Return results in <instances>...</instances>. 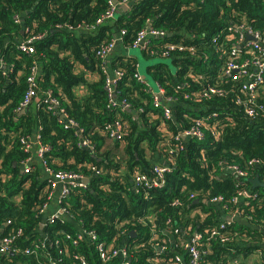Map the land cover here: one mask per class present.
I'll use <instances>...</instances> for the list:
<instances>
[{
    "label": "trees",
    "instance_id": "16d2710c",
    "mask_svg": "<svg viewBox=\"0 0 264 264\" xmlns=\"http://www.w3.org/2000/svg\"><path fill=\"white\" fill-rule=\"evenodd\" d=\"M130 2L128 11L97 25L112 0H0V242L12 238V251L0 255V264H181L178 254L185 252L190 264L183 251L187 240L179 236L196 231L200 264H231L254 250L264 264V190L233 201L253 190L248 178L264 182V82L251 103L241 81L223 75L234 42L225 40L230 27L246 25L264 37V0ZM149 24L164 35L150 37L145 56L165 57L174 46L168 51L173 69L149 64L145 78L129 50ZM31 38L28 53L20 44ZM116 40L119 48L101 59L97 52ZM246 58L252 55L243 48ZM36 65L41 102L23 111L27 77ZM116 71L122 74L112 104L106 84ZM148 76L165 91L159 102ZM48 91L59 100L57 108L43 103ZM247 105L263 110L250 118ZM213 113L218 117L207 119ZM199 119L206 124L204 138L183 139L181 133ZM36 135L49 147L44 159L52 172L90 179L62 196L65 212L53 220L41 213L53 189L40 162L28 173L21 168L33 158L25 143ZM84 139L91 148L81 145ZM159 154L170 163L165 185L137 186L136 173L153 177V168L162 165ZM228 166L244 170L246 178ZM213 198L221 199L226 214L238 212L239 223H223L214 205L193 203Z\"/></svg>",
    "mask_w": 264,
    "mask_h": 264
},
{
    "label": "built area",
    "instance_id": "2783aa9c",
    "mask_svg": "<svg viewBox=\"0 0 264 264\" xmlns=\"http://www.w3.org/2000/svg\"><path fill=\"white\" fill-rule=\"evenodd\" d=\"M130 0H122V2L119 5H125L129 3ZM116 7L117 5L111 6L110 9L101 17L97 20L96 24L100 25L103 22L110 20L115 17L116 14ZM164 33L157 31L153 29L152 27H147L146 29L141 30L138 35L137 39L134 42L133 47L134 48H140L141 50H145L150 41V37L153 36H163ZM249 37L254 38V40H249ZM34 38L29 39L27 42L21 43L20 48L22 50H25L28 53L33 52V48L29 46V44L32 42ZM228 39L230 41H234L230 50H228V59L224 63V68H223V75L224 76H233L234 80H240L241 81V89L242 91L245 92L246 95H248L251 99V103H253V100H255V97L257 95L259 87L263 84L264 82V37L257 31L253 30L252 28L247 27L246 25H234L233 27L229 28V32L225 36V40ZM216 38L213 39L215 41ZM117 41L110 42L108 44H105L101 47V49L97 52L98 56L101 59H106L110 52L116 47ZM176 48V47H175ZM243 48L247 49V53L252 55V58H246L242 59V50ZM174 46H168V51L173 50ZM168 51L163 53V56L168 57ZM242 60V61H241ZM39 72L38 65L34 66L31 70L30 75L27 77V84L28 88L26 91V94L24 96L23 102L21 104V108L25 109L28 105H30L32 102L40 103L41 102V96H39V85L37 82V75ZM121 71H116L115 76L112 78L107 79V84H106V90L108 91L109 97L111 98V103L115 104V101L113 99V96L115 94V85H116V76L121 75ZM138 80L144 83V79L142 76L136 75ZM210 92L213 94H222L223 90L221 89H216V88H211ZM158 93L159 95L164 96V89L158 85ZM155 99L157 102H159V97L155 95ZM168 102L172 101V98H167L166 99ZM43 103L58 107L59 106V100L51 95V92L48 91L47 93L44 94L43 98ZM125 104V103H124ZM125 107H128L127 104H125ZM263 110L262 106L255 105V106H249L247 105L246 108V114L250 118H254L256 111H261ZM164 113L167 118L171 116L169 106L165 105L164 107ZM60 112L64 116V119H67L66 114L63 112V110L60 109ZM216 118L218 117V113H213L210 117H207V119L210 118ZM68 123L71 126H76V124L72 120H68ZM118 126V124H116ZM206 126L205 121L203 119H199L196 122V125L193 126L189 130H185L181 133V137L183 139L188 138H196L198 140H201L204 138V132L202 130V127ZM112 135H118V129H113L111 130ZM183 134V135H182ZM185 136V138H184ZM25 141V140H23ZM82 146L84 147H90L91 144L89 140L84 139L82 140L81 143ZM33 149L34 150V159H38L40 162L41 166L47 172L48 174L51 175V189L55 188L58 184H62L63 189H62V196L67 195L70 190L74 187L77 186H85L82 183V179L84 178L83 175L77 174V173H71V172H64L60 171L57 173L52 172L49 167L46 165L45 161V154L47 151H49V147L45 146L41 143L40 141V136L36 135V137L33 139L31 142H26L25 143V151H29ZM173 150L170 149V153H172ZM33 158L27 159L25 162L26 167L24 168V172L28 173L30 172L31 165L33 162ZM170 160V159H169ZM169 162V161H168ZM227 170H230L232 173L233 171L238 177L241 178H246L247 173L238 168L237 166H228ZM153 181L149 179L146 175H137L135 178V183L137 186L139 185H144V186H152V185H157L160 187H163L165 185V173L170 171V166H155L153 168ZM246 195H252L249 192H241L240 196L235 198L233 201L238 202L242 196ZM248 196V197H249ZM212 201L214 202H221L220 198H213ZM49 203H45L41 209V213H45L46 209L48 208ZM65 212L64 209H60L58 214L53 215L50 219L53 220L56 217L60 216V214H63ZM234 218L239 217V213L235 212L232 214ZM8 223H10L8 221ZM225 226L221 225L220 229H224ZM216 234V228L211 233V237H213ZM89 235L92 238H95L94 233L90 232ZM69 239H72L70 235L66 236ZM201 238V235H197L194 243L188 244V249L190 253V264H200L201 263V252L200 249L198 248V240ZM74 239V238H73ZM229 238H223L222 242L228 241ZM11 242L12 238L4 239L0 242V255L5 254L8 252H11ZM74 243H76V239L74 240ZM106 246L104 243L99 244L98 248L99 251L101 252L102 257H105V247ZM118 253V251L114 250V254ZM121 254L123 256H126V250L123 249L121 250Z\"/></svg>",
    "mask_w": 264,
    "mask_h": 264
},
{
    "label": "crops",
    "instance_id": "0c3cea01",
    "mask_svg": "<svg viewBox=\"0 0 264 264\" xmlns=\"http://www.w3.org/2000/svg\"><path fill=\"white\" fill-rule=\"evenodd\" d=\"M124 6V5H123ZM121 10H123V9H121L120 8V5H118V7L116 8V14H119V12H121ZM76 31H80V30H76ZM119 47L117 46V47H115V50H117ZM3 68H5L4 66H3ZM34 105H35V103H34ZM23 110V109H22ZM90 148V147H89ZM155 159H159L160 160V162L161 163H165V159H164V157H162V156H160V155H158V156H156L155 157ZM34 161H36V162H39L38 161V159H34L33 160V162ZM32 162V165L34 164ZM31 165V166H32ZM26 167V165H25V163H22V166H21V168H22V172H24V168ZM41 168H42V172H43V180L45 181V182H49L50 183V180H51V175L50 174H48L47 172H45V170L43 169V167L41 166ZM51 184V183H50ZM52 188V187H51ZM62 189H63V186H62V184H58L55 188H53V197H52V199H51V202H50V204H49V206H48V208L46 209V212H45V218H51L53 215H55V214H58L59 213V211H60V202H61V198H62ZM250 194L252 193V191L250 190V191H248ZM248 196L249 195H246V196H242L241 198H240V200H239V202L240 203H243L245 200H246V198H248ZM251 196V195H250ZM249 196V197H250ZM199 200V202L200 203H204V201H208L209 202V204H211V205H214V206H216L217 204L222 208V210H223V212L226 214V212H225V210H224V208H223V206L221 205V203H219V202H214V201H212V200H208V199H198ZM200 203H198V204H200ZM218 211H219V219L223 222V223H231V221L230 222H228V221H223L222 220V218H223V214L221 213V210H219L218 209ZM228 215V214H227ZM230 216H232V215H230ZM233 217V216H232ZM65 218H67V219H69L73 224H75L76 226H78L73 220H71L69 217H65ZM234 218V217H233ZM236 219H238V220H240L239 219V217L238 218H236ZM236 219H234V221H232V222H236V223H239V221L238 220H236ZM79 229H80V226H79ZM197 235H199V233L196 231L195 233H193V234H191L190 236H188V235H186V234H182V235H180L179 237H180V240L181 241H184V239L185 240H187L186 242H185V244H184V248H183V251L184 250H186L187 251V253L189 254V256H190V253H189V249H188V244H192V243H194V241H195V239H196V237H197ZM176 243V240H174V238H172L171 237V250L172 249H174L173 251H177V249H178V247H177V245L175 244ZM221 243V242H220ZM178 256H179V258H180V262H181V264H186V261H185V256H186V252L185 253H183V255H180V254H178ZM179 258H177V260L179 259ZM260 261H261V254H260V252L258 251V250H254V251H252V252H250L247 256H243L241 259H236L235 261H233L231 264H257V263H259L260 264ZM184 262V263H183Z\"/></svg>",
    "mask_w": 264,
    "mask_h": 264
},
{
    "label": "rangeland",
    "instance_id": "374dc122",
    "mask_svg": "<svg viewBox=\"0 0 264 264\" xmlns=\"http://www.w3.org/2000/svg\"><path fill=\"white\" fill-rule=\"evenodd\" d=\"M117 46L118 45H116V47ZM129 53H130V55L132 57H135L138 60V62H139V71H140V74L142 76H145V74H147L146 69L149 66V64H154V63H158V62L167 63L173 69L171 59L168 58V57H161V58H158V57L157 58L149 57V58H147L145 56V53L143 52V50H141L140 48H134V47H131L130 48ZM147 80L149 81L150 86L154 89V92H153L154 95H157L158 97H162V95H159V93H158V85L156 84V82L152 78H150V76L147 77ZM169 110H170V108H169ZM170 114H171V112H170ZM161 164L163 166H170V163L169 162H166V161H165V163H161ZM232 174L233 175H236L234 171H233ZM137 175H138V173L135 174L134 180H135V178H136ZM84 178H87V177L84 176ZM148 178L153 181V177H148ZM150 187L160 188V186H157V185L148 186V188H150Z\"/></svg>",
    "mask_w": 264,
    "mask_h": 264
},
{
    "label": "water",
    "instance_id": "95a60500",
    "mask_svg": "<svg viewBox=\"0 0 264 264\" xmlns=\"http://www.w3.org/2000/svg\"><path fill=\"white\" fill-rule=\"evenodd\" d=\"M133 1H134V0H133ZM112 2H113L115 5H117V0H112ZM131 5H132V3L129 2V3L125 4L124 6H123V5H120V8L123 9L124 11H128L129 8L131 7ZM117 16H118V15L115 14V17H117ZM148 27H151V25L149 24ZM24 31H25V30H24V28H23L22 33H24ZM248 39H249V40H254V38L249 37V36H248ZM171 62H172V60H171ZM4 67H5V66H4ZM144 77L146 78V76H144ZM159 99L161 100V97H159ZM24 110H25V109H23V111H24ZM23 111H22V112H23ZM61 116L64 118L63 115H61ZM182 135H183V134H182ZM184 138H185V136H184ZM248 181L252 184V189H253V190H256V189L264 190V182L260 181V179H259L258 177H255V178H248ZM82 183H83L84 185H89V183H90V179H88V178H83V179H82ZM193 203H194V204H198V203H200V202H199L198 199H195V200L193 201ZM204 203L209 204L208 201H204ZM216 207H217L219 210H221V213L223 214V218H222L223 221H228V222L231 221V222H232V221H234V219H236V218H233V217L230 216V215L225 214V213L223 212L222 208H221L218 204L216 205ZM236 220H238V219H236ZM238 221H240V220H238ZM41 227H43V224L41 225ZM131 234L134 235L133 232H131Z\"/></svg>",
    "mask_w": 264,
    "mask_h": 264
},
{
    "label": "clouds",
    "instance_id": "9594fccd",
    "mask_svg": "<svg viewBox=\"0 0 264 264\" xmlns=\"http://www.w3.org/2000/svg\"><path fill=\"white\" fill-rule=\"evenodd\" d=\"M251 191H254V190H251ZM262 254V253H261Z\"/></svg>",
    "mask_w": 264,
    "mask_h": 264
}]
</instances>
